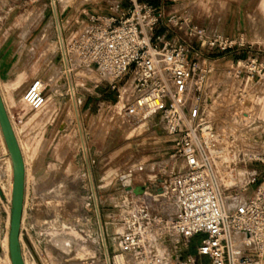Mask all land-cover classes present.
<instances>
[{
	"label": "built area",
	"instance_id": "built-area-1",
	"mask_svg": "<svg viewBox=\"0 0 264 264\" xmlns=\"http://www.w3.org/2000/svg\"><path fill=\"white\" fill-rule=\"evenodd\" d=\"M121 1L126 9L119 11L116 3L109 18L92 14L75 21L64 45L68 66L106 75L118 92L117 103L101 106L97 119L115 109L138 123L157 119L173 164L165 181L153 187L160 193L127 196L105 264H264V181L243 202L225 197L220 183L236 170L239 157L264 166L263 54L248 48L214 84L216 62L209 54L237 52L242 39L201 28L186 13L166 15L164 5L178 0H157V8ZM121 85L128 90L121 92ZM44 91L43 82L34 80L23 93L24 104L42 108ZM219 91L227 102L217 128L207 113ZM247 139L252 142L246 148L241 142ZM252 172L244 190L257 182ZM158 198L169 199L175 214L156 213Z\"/></svg>",
	"mask_w": 264,
	"mask_h": 264
},
{
	"label": "rangeland",
	"instance_id": "rangeland-1",
	"mask_svg": "<svg viewBox=\"0 0 264 264\" xmlns=\"http://www.w3.org/2000/svg\"><path fill=\"white\" fill-rule=\"evenodd\" d=\"M54 1L65 45L67 36L75 30L76 20H85L92 14L109 18L110 9L118 0ZM262 1L229 0L228 4L218 7V16L228 19L220 32L242 39L245 45L237 52L221 54L214 51L209 54L217 69L210 79L212 83L223 80L230 62L241 58L248 48L258 50L264 56ZM199 2L205 6L204 10L213 3L212 0H188V12ZM52 17L51 0H0V63L8 55L14 59H10L9 70L3 76L0 67V91L25 160L20 229L22 258L24 264H105L103 237L88 173H91L104 243L110 255L117 220L126 211L122 206L127 195L120 177L128 175L132 188L147 185L150 196H154L151 190L165 181L173 164L172 152L168 151L171 145L159 129L157 119L138 123L119 114L116 109L97 119L101 106L117 103L118 92L109 88L110 79L106 76L95 70L78 68L71 71L70 76L75 89L83 148L60 66L61 49ZM39 22L41 30L36 31V37L48 24L50 31L34 46L35 39L27 37L30 27ZM237 25L239 32L234 28ZM175 32L181 34L178 30ZM34 80H41L45 86V104L38 110H30L22 100L26 87ZM8 84L9 87L14 85L12 93L6 89ZM128 88L123 87L121 92ZM218 95L216 105L207 113L217 128L226 118L223 110L227 102L226 93L219 91ZM251 142L247 139L241 144L247 148L251 147ZM4 148L0 137V163L5 158ZM238 159L241 163L236 170L226 174L220 183L225 197L236 196L243 202L262 180L257 178L255 184L244 190L246 176L252 175L260 163L245 161L244 164L242 160L246 158ZM7 186L8 192L5 193ZM12 186L13 173L4 175L1 172L0 240L8 232ZM153 206L154 211L163 216L174 215L176 211L169 199L158 198ZM0 264H9L6 255L0 256Z\"/></svg>",
	"mask_w": 264,
	"mask_h": 264
},
{
	"label": "water",
	"instance_id": "water-1",
	"mask_svg": "<svg viewBox=\"0 0 264 264\" xmlns=\"http://www.w3.org/2000/svg\"><path fill=\"white\" fill-rule=\"evenodd\" d=\"M0 130L5 142V146L12 164L13 186L10 207V223L8 232V252L11 264H24L22 258V250L20 245V229L23 216L24 192H25V175L24 164L21 151L12 129L11 121L4 107L0 94ZM129 183L126 184V180ZM121 185L124 188L125 194L133 196L150 195L148 186L132 188L130 186L129 176L120 177ZM149 191V192H148ZM153 194L160 193L151 190ZM124 208H128L127 202L123 203ZM1 252V250H0Z\"/></svg>",
	"mask_w": 264,
	"mask_h": 264
},
{
	"label": "crops",
	"instance_id": "crops-1",
	"mask_svg": "<svg viewBox=\"0 0 264 264\" xmlns=\"http://www.w3.org/2000/svg\"><path fill=\"white\" fill-rule=\"evenodd\" d=\"M187 1L188 0H178V2L175 5H169V4H167L166 6L164 5V10H165L166 15H168V14H170L172 12H175L177 14L187 13V15H189L191 17V19L195 21V24L197 26H199L201 28H205V29H207L210 32H218V33L223 34L222 32H220V28H222L225 25H227L228 19H226L224 16H221V15L218 16L217 13H219V12L217 10H218V7H220L221 5L228 4L229 0H212V2H213L212 6L209 7L208 9H206V10H204V7H205L204 5L205 4L203 5L204 7H202L201 3L199 2L198 6L196 7V5H195V9H191L189 12L186 9V6H187L186 2ZM198 1H200V0H198ZM141 2L150 4V5H152L155 8H157L158 4H159V2L157 0H141ZM116 3H118L117 8H118L119 11L126 9V7H127V3L123 2L121 0L116 1L115 4ZM261 10L264 11V0L261 2ZM204 11H206V12L204 13ZM216 18H218V19H216ZM234 28H235L236 32H239V26L238 25L235 26ZM37 30L38 31L41 30V22H39L38 24L34 23L29 29V33H28L27 39H35V41L33 43L34 46H36L35 45L36 41L39 38V37H36V31ZM162 32H163V30L160 29V30H158L156 32V34H162ZM171 36L172 35H170L169 37H171ZM227 37L233 38L231 36H227ZM10 59L14 60L10 55H8L6 57V59L1 61V63H0L2 76L5 75L8 72V70H9V66L8 65H9ZM6 89H7L8 92L12 93V91H14V85H11V87H9V84H8ZM0 94H1V97L3 99L5 108H6V110H8L7 109L8 108L7 104H6L5 100H4V97H3V94H2L1 91H0ZM167 143H170L169 139L167 140ZM168 149H169L168 151H171L172 150V146L169 147ZM255 170H256V173L258 175L259 180L264 181V166L263 165H259V166L256 167Z\"/></svg>",
	"mask_w": 264,
	"mask_h": 264
},
{
	"label": "bare ground",
	"instance_id": "bare-ground-1",
	"mask_svg": "<svg viewBox=\"0 0 264 264\" xmlns=\"http://www.w3.org/2000/svg\"><path fill=\"white\" fill-rule=\"evenodd\" d=\"M51 5H52V9H53V17H52V20H53V23H54L55 32H56L57 38L59 40L60 49H61V64H60V66H61V68L64 71L65 80H66V86L69 89V94H70L71 103H72V107H73V112H74L73 115H74V118H75L74 120L77 123V126H78L77 129L79 130L80 137L82 139V144L81 145H83V148H84V141H83L82 133H81L80 117H79V113H78V109H77V103H76V100H75V89L72 86L71 76H70V72L71 71L74 72L75 70H77L78 69V66L75 63H73L71 67L68 66L67 57L65 55V50H64V43H63L62 33H61V26H60V24L58 22V17H57V7H56V4H55V1L54 0H51ZM49 31H50V24H48L47 26H45L43 28V30L41 32V35L39 36V38H38L37 41H39V40L45 38L46 36H48ZM102 76H106V75H102ZM2 101H3V99H2ZM12 129H13V127H12ZM0 137H1V142H2L3 146L5 147L4 148V150H5V158L0 163V171L2 172V174L6 175V174H9V173L12 172V164H11V160H10V157L8 155V152H7V149H6V146H5V142H4V139H3V136H2L1 130H0ZM18 145H19V148H20V151H21V155H22V159H23L24 175H25V160H24V157H23L22 148H21L20 144H18ZM141 170H142V168L139 169V171H141ZM88 175H89V178H90V183H91V188H92L93 201H94L95 209H96V212H97V215H98V223H99V226H100V233H101V236L103 237V246H104V251H103L104 253L103 254H104L105 260H107L108 254H107L106 246H105V243H104L105 242L104 241V236H103V232H102V228H101V224H100V219H99V210H98V203H97L96 193H95V189H94V186H93V182H92V178H91V173L89 172ZM149 177H152V176H149ZM127 183H129V180L128 179L126 180V184ZM7 192H8V186H7L6 190H5V193H7ZM125 200H127V196H125ZM122 208H124V207L122 206ZM23 209H24V205H23ZM9 223H10V219H9V222H8V232H9ZM8 232L5 235V237L0 240V250H1L0 256L2 254L3 255H6L7 258H8L9 264H11L10 257H9V252H8ZM118 259L119 258H117V260Z\"/></svg>",
	"mask_w": 264,
	"mask_h": 264
}]
</instances>
